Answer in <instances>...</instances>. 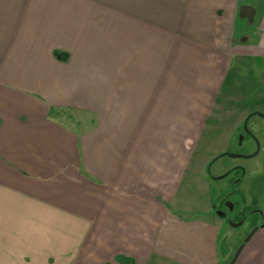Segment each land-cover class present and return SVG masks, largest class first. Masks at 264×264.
<instances>
[{
  "label": "crops",
  "instance_id": "obj_1",
  "mask_svg": "<svg viewBox=\"0 0 264 264\" xmlns=\"http://www.w3.org/2000/svg\"><path fill=\"white\" fill-rule=\"evenodd\" d=\"M257 62L264 0H0V264H231L196 155Z\"/></svg>",
  "mask_w": 264,
  "mask_h": 264
},
{
  "label": "rangeland",
  "instance_id": "obj_2",
  "mask_svg": "<svg viewBox=\"0 0 264 264\" xmlns=\"http://www.w3.org/2000/svg\"><path fill=\"white\" fill-rule=\"evenodd\" d=\"M242 74L240 95L248 98L241 104L243 124L231 139L229 130L215 129L216 136H211L210 130L204 134L196 155L204 162L213 161L210 177L225 175L210 180V185L215 210L225 214L220 240L230 243L229 259L253 229L264 225V65L242 67ZM68 116L70 124L75 115ZM241 218L239 227L231 226Z\"/></svg>",
  "mask_w": 264,
  "mask_h": 264
},
{
  "label": "water",
  "instance_id": "obj_3",
  "mask_svg": "<svg viewBox=\"0 0 264 264\" xmlns=\"http://www.w3.org/2000/svg\"><path fill=\"white\" fill-rule=\"evenodd\" d=\"M246 123V122H245ZM244 123V125H245ZM229 156H234L232 154H228ZM219 179V178H218ZM229 209H232V206L229 207ZM242 224V222L236 223V224H231L232 227L236 228L239 227ZM257 230V228L253 229L248 235L247 237L244 239L243 243L238 247V249L236 250L232 260H231V264L234 263V261L237 259L238 255L240 254V252L242 251L244 244L247 243L250 238L252 237V235L255 233V231Z\"/></svg>",
  "mask_w": 264,
  "mask_h": 264
},
{
  "label": "flooded vegetation",
  "instance_id": "obj_4",
  "mask_svg": "<svg viewBox=\"0 0 264 264\" xmlns=\"http://www.w3.org/2000/svg\"><path fill=\"white\" fill-rule=\"evenodd\" d=\"M246 122V121H245ZM254 139V141H255V143H256V141H257V139L256 138H253ZM227 175V174H226ZM225 176V175H224ZM216 208H214V215L217 217V218H219V219H221V220H223V221H226V218H225V214H223V213H221V212H217L216 210H215ZM230 210V209H229ZM243 218H241L240 219V222H242L241 220H242ZM239 223V222H238ZM243 223V222H242ZM238 249V248H237Z\"/></svg>",
  "mask_w": 264,
  "mask_h": 264
},
{
  "label": "trees",
  "instance_id": "obj_5",
  "mask_svg": "<svg viewBox=\"0 0 264 264\" xmlns=\"http://www.w3.org/2000/svg\"><path fill=\"white\" fill-rule=\"evenodd\" d=\"M224 176H222L221 178H223Z\"/></svg>",
  "mask_w": 264,
  "mask_h": 264
}]
</instances>
